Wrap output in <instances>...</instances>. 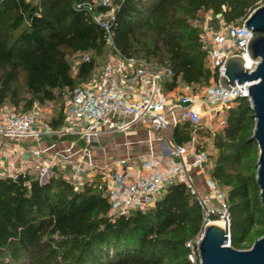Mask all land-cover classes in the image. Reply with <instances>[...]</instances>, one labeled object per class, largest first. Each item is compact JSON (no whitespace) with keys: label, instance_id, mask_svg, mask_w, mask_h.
<instances>
[{"label":"trees","instance_id":"1","mask_svg":"<svg viewBox=\"0 0 264 264\" xmlns=\"http://www.w3.org/2000/svg\"><path fill=\"white\" fill-rule=\"evenodd\" d=\"M93 1L0 0L1 105L25 111L91 78L94 54L109 49L104 29L86 10ZM263 1L112 0L113 42L125 55L167 66L168 90L179 82L209 85L218 73L195 21L209 12L214 21L241 22ZM71 55L83 56L75 76ZM62 122L63 106L48 123L58 128ZM254 126L250 101L239 96L219 130L198 128L201 138L212 139L210 176L226 189L230 243L238 249L264 235ZM172 136L178 144L190 142V122L178 123ZM201 141L198 151L206 147ZM110 207L105 190L92 184L76 189L58 169L46 181L33 172L0 175V264H194L185 243L202 232L204 211L183 181L168 184L153 206L117 216L109 215Z\"/></svg>","mask_w":264,"mask_h":264},{"label":"built area","instance_id":"2","mask_svg":"<svg viewBox=\"0 0 264 264\" xmlns=\"http://www.w3.org/2000/svg\"><path fill=\"white\" fill-rule=\"evenodd\" d=\"M111 4L112 0H94L86 5L91 18L104 29L111 53L98 75L67 89L60 127L54 128L47 121L41 120L38 101H34L31 108L25 111L14 105L0 104V153H5L8 160L16 155L24 159L18 167H14L13 161H9V166L15 170L10 172L7 169V174L0 171V175L16 177L19 173H28V164L32 163L40 180L46 181L52 176L53 170L58 169L76 189L92 184L105 190L111 204L110 216L129 214L136 209L153 206L162 196L165 187L179 180L197 196L204 211V225L214 215L226 216L230 222L226 189L210 176L205 181L208 194L200 193L183 159L169 166L165 165L163 171L155 169L152 158L143 160V168L150 172L130 181L124 166L128 160L126 157L114 156L105 164L93 158L95 144L104 135L127 134L138 126L164 130L172 125L170 113L173 110L168 106V98L163 89V80L171 75V70L164 65L154 66L142 57L125 55L115 46L110 27L114 14ZM98 6L106 8L99 9ZM248 16L237 23H226L219 19L215 27L212 26L214 19L211 14L203 20L200 39L207 50L211 68L218 73V79L225 74V60L231 55H241L250 70L257 64V60H251V63L246 61L251 37V32L244 25ZM248 86L249 82H246L228 89L218 81L206 86L204 96L199 98L207 104L209 132L215 133L218 124L224 123L222 116L225 109L237 97L246 95ZM197 98L192 85L185 84L179 96L184 105L179 120L190 122L193 135L203 125L201 112L193 107ZM52 137L58 138V141L41 145L45 139ZM21 140L35 141L36 144L26 148L21 145ZM64 140L68 144L64 147L56 146L50 152L54 145ZM168 148L169 154L173 156L183 157L188 153L183 144L174 143ZM101 149L104 150L103 147ZM193 149L197 166L203 169L209 160V152ZM97 175L101 177L99 180L95 179ZM214 202L219 204L220 211L212 206ZM201 235L202 232L197 239L185 243L189 249L188 259L194 264L201 262L198 251Z\"/></svg>","mask_w":264,"mask_h":264},{"label":"water","instance_id":"3","mask_svg":"<svg viewBox=\"0 0 264 264\" xmlns=\"http://www.w3.org/2000/svg\"><path fill=\"white\" fill-rule=\"evenodd\" d=\"M244 25L251 32L247 47L249 56L257 60V64L250 70L241 55H231L225 60V74L218 82L228 89L249 82L244 96L248 97L255 118L251 138L259 148L255 178L264 208V2L251 11ZM224 217V226L211 221L205 223L198 242L200 264H264V235L248 249L235 248L230 243V222Z\"/></svg>","mask_w":264,"mask_h":264},{"label":"crops","instance_id":"4","mask_svg":"<svg viewBox=\"0 0 264 264\" xmlns=\"http://www.w3.org/2000/svg\"><path fill=\"white\" fill-rule=\"evenodd\" d=\"M166 79L167 78H165L163 80V89H164V92L168 98V103H169L168 106L171 110H173L170 113V117L172 118V125L168 129L153 130V129H149L146 126H138L133 131H131L127 134L104 135V137L102 139H108V138L113 137V140L118 147H120L121 143L119 144L117 140H123L124 139V141H128V140L131 141V140H135L136 138H139V140L143 138V141L146 142L145 146H148V150L141 153L140 155L138 153L132 152V151H129V153H124V152L119 153L120 156H118V157H126L128 159L124 166L126 167L128 179L130 181L136 180L139 177H143L150 172L149 170H146L143 168V165H142L143 160L152 158L154 160V163H155V169L163 171L165 165L169 166L172 163L177 162V161H181V159H183L186 162V165L189 169V173H190V175L193 179V182H194L195 186L197 187L198 191L202 194L203 193L208 194L207 190H206L205 181L208 177H210V170L214 164V160H213V158H211L212 157L211 155L214 153V147L212 145L211 146L212 151H209L208 170H206L205 166L203 167V169H201L197 166L196 157H195L196 155H195L194 149H193V147H194L195 150H197V143L203 142V141H201L202 139L205 142H207V140H206L207 137L204 136L201 138L199 136L198 132L193 135V131H192V140L188 143L183 144L188 149V153L183 157H177V156H173V155L169 154V150H168L169 148L168 147L170 145L176 143L173 140V136H172L173 129L178 123L182 122L179 120V115H180L181 109L184 105L180 102L179 96H180V93L182 92L183 87L185 86L186 83L179 82L175 88L168 90L164 87V82L166 81ZM206 86L207 85H196V86L192 85L193 93L198 98L199 97L202 98L205 94ZM198 98L195 101L193 107L198 109L201 112L202 118H203L202 127L205 128V130H208V124L210 123V116L207 113V104L205 102H203L202 100H200V98L199 99ZM147 132H149V133H147ZM137 134L139 135V137L137 136ZM45 140L46 141H44L41 144L42 146L50 145L52 142L58 141V138L52 137V138H47ZM103 142H104V144L107 143L105 141H103ZM66 144H68L67 140L60 141L57 143V145H54L52 147V149H50V152H52V150H54L56 148V146L57 147H64ZM102 145H103V143L101 144V146ZM101 146H99L97 148L98 151L101 150ZM205 150H206V147H205ZM2 154H3V152L0 153V156ZM111 159H112L111 157L100 155V159H98V160L102 164H105L107 162H110ZM9 161H11V162L13 161L12 163H14V167L15 166L18 167L19 164L22 161H24V159H22L19 155L14 156L12 160H8L5 158V162H2L0 164V170L2 172L4 171L3 172L4 174H7L9 172L7 169H10V172L12 170H15L14 167L9 166ZM163 161L165 162V164ZM28 165L30 166V169H29L30 172H34L35 169L32 166V163H29ZM35 171H37V170H35ZM37 173H38V171H37ZM99 178H101L99 175H97L95 177V179H97V180H99Z\"/></svg>","mask_w":264,"mask_h":264},{"label":"rangeland","instance_id":"5","mask_svg":"<svg viewBox=\"0 0 264 264\" xmlns=\"http://www.w3.org/2000/svg\"><path fill=\"white\" fill-rule=\"evenodd\" d=\"M210 14L211 13L206 12L205 15H204L203 20L205 19V17L207 15H210ZM203 20H201V19L200 20H196L195 23L202 25ZM217 25H218L217 21L213 20L212 26L215 27ZM110 53H111V49L109 47L108 51H105L104 53L94 54V57H95V59L97 61V65H96L95 69L93 70L91 77H93L94 75H98L100 73L101 68H102L103 64L106 62V60H107L108 56L110 55ZM90 54L93 55V53H90ZM81 58H83V56L71 55L69 57L70 61L73 64L72 74L74 76L77 73L78 64L81 61ZM208 61H209V64L211 66V62H210L209 58H208ZM150 62L154 66H160L159 64L155 63L152 60ZM79 83H81V82H79ZM19 85L21 87L24 86V78H23V76L20 78ZM66 91H67V88H63L61 90H56L57 95H56V98L54 100L46 101L44 104H40V112H41V120L42 121H47L48 122L53 117H58L59 112L61 111L63 103H64V95H65ZM8 104L11 105L10 103H8ZM222 118H224V123H225V112H224ZM224 123L218 124L217 130H219L224 125ZM149 132H147V133H149ZM137 136L139 137L138 134H137ZM206 140H207V142H206V150L208 152L212 151L211 150L212 139L211 138H207ZM103 141L107 142L108 144L107 143L104 144ZM117 141H118L119 144L121 143L120 147H118L115 144V142L113 140V137L112 138H108V139H101L100 141H98L95 144L96 149H94V152L92 154L93 158L98 160V159H100V155H104V156H107V157H114V156L117 157V156H120L119 153H122V152L129 153V151L136 152V153H138L140 155L141 153H143L146 150H148V146H145L146 142L143 141V138L140 139V140H139V138H136L135 140H131V141H129V140L128 141H124V139L123 140H117ZM101 142L103 143L102 146H101V144H102ZM20 143H21V145L25 146L26 148H30V147H32L33 145L36 144L35 141H22V140L20 141ZM99 146H101V148L103 147L104 150L101 149L100 151H98L97 148ZM211 158H213V160H215L213 156ZM2 162H5V153H3L0 156V164ZM208 165H209L208 162L205 163V165H204L206 170H208ZM33 173L37 174V171L34 170ZM212 206L216 209V211H220V206H219V204L217 202H214ZM215 217H217V219H218L220 216H215ZM212 218H213V216H211V220H216V219H212ZM198 236H199V234L194 238V240L197 239ZM245 249H248V248H245Z\"/></svg>","mask_w":264,"mask_h":264},{"label":"bare ground","instance_id":"6","mask_svg":"<svg viewBox=\"0 0 264 264\" xmlns=\"http://www.w3.org/2000/svg\"><path fill=\"white\" fill-rule=\"evenodd\" d=\"M251 60H252V59H251L250 56L248 55V56L246 57V61H247V63H251V62H252ZM211 222H212V223L219 224V225H221V226H224L225 223H226V220H225L224 216H220V217H219L218 219H216V220H211Z\"/></svg>","mask_w":264,"mask_h":264}]
</instances>
